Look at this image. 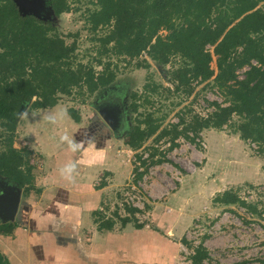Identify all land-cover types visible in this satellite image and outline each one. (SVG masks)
I'll list each match as a JSON object with an SVG mask.
<instances>
[{"label":"rangeland","instance_id":"obj_1","mask_svg":"<svg viewBox=\"0 0 264 264\" xmlns=\"http://www.w3.org/2000/svg\"><path fill=\"white\" fill-rule=\"evenodd\" d=\"M66 2L67 11L59 15L47 0L21 1L18 12L49 23L53 27L49 35H59L65 44L74 42V67L80 63L99 73L108 66L114 79L93 92L84 86L71 87L67 93H58L57 102L50 107L26 105L11 134L0 128V150L11 135L13 147L28 152L32 166V185L18 190L22 202L29 205L27 215L21 210L25 220L50 215L51 187L65 185L88 191L89 178L90 192L97 193V205L91 210L95 213L90 212L92 221H97L94 227L106 218L119 225L120 218L128 217L129 224L136 228L135 223H140L143 230L130 234L125 230L123 248L134 233L140 235L133 239L135 247L158 242L151 232L175 247L172 251L156 243V254L151 257H147V248L138 249V255L151 263L168 264L167 259H172L171 264H192L190 256L201 246L207 251L202 264H264V143L240 139L235 114L221 129H202L193 141L178 136L171 142V134L158 136L161 128L168 130L182 118L188 121L193 115H209L217 103L227 105L228 98L212 78L190 80L176 88L173 71L182 64L177 55L159 64L145 51L128 57L117 54L113 43L103 46L99 37L108 27L91 30L87 20L96 8L95 0ZM257 7L263 9L264 0ZM258 36L264 41V33ZM207 48L212 54V46ZM210 66L216 69L213 54ZM245 69L247 66L237 70L238 78ZM132 100L137 105L135 111L129 107ZM69 108L75 111L77 121L69 115ZM147 114L159 125L158 130L138 147H130L126 143L128 132ZM189 135L193 137L191 132ZM60 150H68L63 159V166L69 168L65 184L53 178ZM0 179L4 181L0 180L1 192L11 179L2 175ZM225 190L234 191L250 208L216 201ZM92 236V232L83 233L86 241ZM89 242L96 244L91 239ZM161 254L165 258L156 260ZM123 255L128 257L125 248Z\"/></svg>","mask_w":264,"mask_h":264},{"label":"trees","instance_id":"obj_2","mask_svg":"<svg viewBox=\"0 0 264 264\" xmlns=\"http://www.w3.org/2000/svg\"><path fill=\"white\" fill-rule=\"evenodd\" d=\"M261 1L95 0L96 8L90 11L87 20L91 30L108 27L99 41L103 46L113 43L117 54L133 57L145 51L159 64L167 63L171 56L180 57L182 64L173 71L176 88L189 84L190 80L212 78L228 98L227 105L217 103L209 115H193L188 121L182 118L168 130L161 128L158 136L171 134V142L178 136L193 141L202 129H221L235 114L239 117L236 126L239 138L264 143V41L263 36H258L264 33V8H255ZM47 3L56 15L68 9L66 0H47ZM52 29L49 23L39 22L32 14H20L12 0H0V128L6 133L15 130L18 115L26 105L50 107L57 102L58 93H67L71 87L84 86L93 92L114 79L108 66L99 73L80 63L74 67L71 61L74 42L68 45L59 35H49ZM207 46H212L215 70L210 66L212 54ZM244 66L247 69L238 78L237 70ZM134 102L129 105L132 111L137 108ZM68 113L78 120L74 110L69 108ZM158 128L147 114L128 132L126 143L138 147ZM27 155L28 152L13 147L11 135L0 150V175L24 189L33 183ZM216 201L250 208L232 190L219 193ZM127 221L128 217L119 219L121 225ZM57 222L52 218L44 230L50 234L55 231L62 244L69 243L66 238L69 233L75 242L79 241L73 227ZM94 222L97 223L95 219ZM114 224L111 218L103 219L97 230L112 229ZM14 226L15 221L2 223L0 231H11ZM135 227L141 228L142 224L135 223ZM44 247L50 249L46 244ZM72 252H79L74 256L76 260L86 261L81 248L72 251L69 247V253ZM206 257L207 251L198 246L190 259L192 264H202ZM96 262V258L92 260V264ZM0 264H9L1 252Z\"/></svg>","mask_w":264,"mask_h":264},{"label":"crops","instance_id":"obj_3","mask_svg":"<svg viewBox=\"0 0 264 264\" xmlns=\"http://www.w3.org/2000/svg\"><path fill=\"white\" fill-rule=\"evenodd\" d=\"M67 151L68 150L58 151L57 155L61 158V160L59 162L55 160V163L53 164V168L56 169L53 178H56V183L58 184H65V182H67L66 179H68L69 176V168L66 169V167L63 166V159L65 155H67ZM48 154L51 155V153ZM51 156H54V153H52ZM88 180L90 181L89 178ZM89 181L88 183L84 182L87 184L86 186H88V191L86 189L85 191H81L80 189L71 190L69 187H65V185L64 187L57 185V188L56 186L51 187L53 190V196L50 199V207L47 208V210L51 209L49 212L50 215H36L34 218H27L25 220L24 214H28L29 205L25 201L22 202L20 196H18V202L13 219H7L4 212L0 210V224L6 222H16V226H14L11 231H0V252L7 257L9 264H92V260L95 258L98 262L93 264H158L156 261L151 263L149 261L151 259H146L147 257H151L156 254L153 247L156 243L159 246L162 245L164 249L167 248L172 251L175 250L172 243L169 241L167 242L164 237L156 235L152 232L151 235L154 239H157L158 242L152 241L149 243L147 241V243H141L140 246L138 243L137 247H135L133 246V244H135L133 243V239L138 238L140 235L139 233H134L129 235V240L126 242L127 246L124 247L128 253V257L125 258L123 255L125 230L130 231V234L132 230L140 231V229H143L142 227L136 229L131 224L126 222L123 225L115 223L113 228L109 230H97V228L94 227V220L92 221L90 217L91 210H93L97 205V193L94 192L96 193L94 194L90 192ZM2 182L4 181L2 180ZM40 186L42 187V185ZM19 189L20 188L16 185V183L11 180L7 186H2L0 197L6 193H18ZM45 191V187H42L41 192L43 193ZM21 207L22 209H20ZM21 210H25V213ZM47 210L45 213H48ZM20 215L21 218L18 219V216ZM52 218H56V221H58L57 223H66L69 228L73 227L75 230L74 233L78 235L79 241L75 242L74 236L69 233L71 236L68 235V237H66L69 243L62 244L60 243L62 242L61 239L57 237L55 231H51L50 234L44 230L48 222L50 223L52 221ZM33 227H36L37 229L34 230ZM87 232L93 233V236L90 239L91 241H96V244H91L89 242L90 239L89 241L83 239V233L87 234ZM45 244L48 245L50 249H46L44 247ZM69 247L70 249L72 248V251L79 250L81 248L83 251L82 256L86 259V261L82 262L81 260H76L74 256L79 255V252L77 254L72 252L71 254L69 253ZM146 248L149 250L147 257L139 256L138 249L145 250ZM133 249L137 250V253L133 254ZM85 254L86 258L84 257ZM63 257L68 258L64 259ZM164 258L165 257H162L161 254L160 259L156 260H162ZM143 260L148 262L145 263ZM171 262L172 259H167L168 264H171ZM160 263L162 262L160 261Z\"/></svg>","mask_w":264,"mask_h":264},{"label":"water","instance_id":"obj_4","mask_svg":"<svg viewBox=\"0 0 264 264\" xmlns=\"http://www.w3.org/2000/svg\"><path fill=\"white\" fill-rule=\"evenodd\" d=\"M12 1L14 2V4L19 10L20 9L19 3L21 1L33 3L35 0H12ZM100 113L102 117L106 119L107 122H110V119L108 118L106 114H104L103 110H100ZM17 202H18V193H6L5 195H2L0 197V210L4 212L7 219H13V215L16 210Z\"/></svg>","mask_w":264,"mask_h":264},{"label":"flooded vegetation","instance_id":"obj_5","mask_svg":"<svg viewBox=\"0 0 264 264\" xmlns=\"http://www.w3.org/2000/svg\"><path fill=\"white\" fill-rule=\"evenodd\" d=\"M101 110V109H100Z\"/></svg>","mask_w":264,"mask_h":264}]
</instances>
